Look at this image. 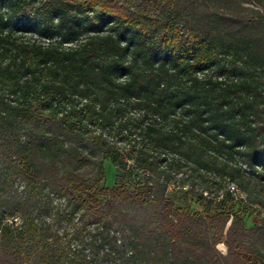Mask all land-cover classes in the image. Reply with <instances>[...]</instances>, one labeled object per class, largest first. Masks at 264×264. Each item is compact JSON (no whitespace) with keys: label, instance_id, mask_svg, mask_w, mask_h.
I'll use <instances>...</instances> for the list:
<instances>
[{"label":"trees","instance_id":"1","mask_svg":"<svg viewBox=\"0 0 264 264\" xmlns=\"http://www.w3.org/2000/svg\"><path fill=\"white\" fill-rule=\"evenodd\" d=\"M232 186L264 210V0H0V264H264Z\"/></svg>","mask_w":264,"mask_h":264},{"label":"rangeland","instance_id":"2","mask_svg":"<svg viewBox=\"0 0 264 264\" xmlns=\"http://www.w3.org/2000/svg\"><path fill=\"white\" fill-rule=\"evenodd\" d=\"M116 143V142H115ZM119 146V144L117 142ZM116 144V145H117ZM128 168L136 169V166L133 164L131 160H128ZM104 170H105V179L103 181V184L107 185L108 187H113L115 185H118L121 180L134 184V180L137 181V174L135 175L136 178L134 179L133 177H128V175H125V172L121 169L118 168L110 159H106L104 162ZM136 173L141 174L142 170H135ZM186 190V189H185ZM181 185H178V183H174L172 187L169 190V195L174 199L175 205L182 207L183 209L187 210H203V207L201 204L195 200V196L190 195L188 198L184 196V191H185ZM238 191L236 196L237 199L235 202L232 203V208L235 212L239 213L242 215L245 219L247 227H252L255 224H262L264 223V210L256 208L257 206H252L250 207L248 212H244L243 208L245 207V199L247 197V194L243 191ZM264 241V239H262ZM218 249L226 254L228 252V247L225 243L221 242L217 245ZM256 249V250H255ZM257 250H261L264 252V244L261 243L259 245H255L252 247V249L248 250L249 254L252 256L257 254Z\"/></svg>","mask_w":264,"mask_h":264},{"label":"built area","instance_id":"3","mask_svg":"<svg viewBox=\"0 0 264 264\" xmlns=\"http://www.w3.org/2000/svg\"><path fill=\"white\" fill-rule=\"evenodd\" d=\"M233 190H237V188L235 186H232Z\"/></svg>","mask_w":264,"mask_h":264}]
</instances>
